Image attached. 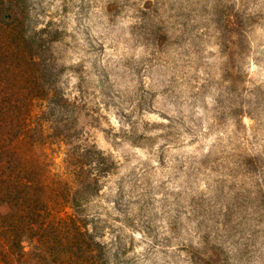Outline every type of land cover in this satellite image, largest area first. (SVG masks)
<instances>
[{
    "label": "rangeland",
    "instance_id": "obj_1",
    "mask_svg": "<svg viewBox=\"0 0 264 264\" xmlns=\"http://www.w3.org/2000/svg\"><path fill=\"white\" fill-rule=\"evenodd\" d=\"M32 1L122 264H264V0Z\"/></svg>",
    "mask_w": 264,
    "mask_h": 264
},
{
    "label": "trees",
    "instance_id": "obj_2",
    "mask_svg": "<svg viewBox=\"0 0 264 264\" xmlns=\"http://www.w3.org/2000/svg\"><path fill=\"white\" fill-rule=\"evenodd\" d=\"M32 2L0 0V264H122L98 222L115 162L76 141L83 104L53 51L63 29L36 24Z\"/></svg>",
    "mask_w": 264,
    "mask_h": 264
},
{
    "label": "clouds",
    "instance_id": "obj_3",
    "mask_svg": "<svg viewBox=\"0 0 264 264\" xmlns=\"http://www.w3.org/2000/svg\"><path fill=\"white\" fill-rule=\"evenodd\" d=\"M137 251H140V249H137Z\"/></svg>",
    "mask_w": 264,
    "mask_h": 264
}]
</instances>
